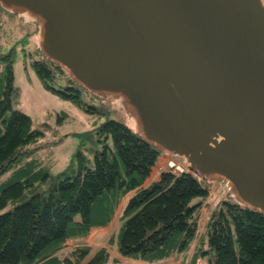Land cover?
I'll return each instance as SVG.
<instances>
[{"label": "water", "instance_id": "95a60500", "mask_svg": "<svg viewBox=\"0 0 264 264\" xmlns=\"http://www.w3.org/2000/svg\"><path fill=\"white\" fill-rule=\"evenodd\" d=\"M138 134L264 212V0H0Z\"/></svg>", "mask_w": 264, "mask_h": 264}, {"label": "trees", "instance_id": "16d2710c", "mask_svg": "<svg viewBox=\"0 0 264 264\" xmlns=\"http://www.w3.org/2000/svg\"><path fill=\"white\" fill-rule=\"evenodd\" d=\"M5 12L14 14L0 4V31ZM15 51H0V176L19 164L0 188V264H124L114 250L162 264L203 243L209 247L200 252H210L213 264H264V212L245 206L229 190L210 203V183L218 180L198 177L193 170L161 168L146 183L163 152L138 134L131 118L125 123L109 117L79 132L81 143L65 169L55 174L34 170V161L26 159L43 131L13 105L20 96ZM36 52L32 64L48 88L90 112L109 110L86 103L82 91L98 96L39 46ZM127 195L120 229L104 245L86 243L93 228L111 223ZM205 204L208 218L200 230Z\"/></svg>", "mask_w": 264, "mask_h": 264}, {"label": "rangeland", "instance_id": "374dc122", "mask_svg": "<svg viewBox=\"0 0 264 264\" xmlns=\"http://www.w3.org/2000/svg\"><path fill=\"white\" fill-rule=\"evenodd\" d=\"M37 25L39 26L38 29ZM39 35L40 25L28 13L14 12L13 14L11 12H5L3 14L0 31L2 47L0 51L5 52L12 47L16 49L14 56V74L15 85L20 90V96L14 101L13 105L15 108L28 113L33 120V126L43 131V134L40 135L38 140L31 144V146L34 145L36 148L33 149L26 160L34 161V170L46 168L55 174L65 169L74 158L75 152L81 143L79 132L91 129L109 117L125 123H128L130 118L133 121L135 120L125 110L120 98L98 95V97H92L90 93L82 91L81 97L86 103L109 108L108 111L90 112L85 109V104L82 106L71 98L65 97L61 92L48 88L32 64L34 59L39 57V54L36 52L37 47L39 46L40 48ZM55 88L62 90L57 85H55ZM89 155L93 157V154L90 152ZM165 155H167L166 160H163V158L158 161L159 168H169L171 161H175L177 164L187 165L184 158L180 156L167 153ZM18 166L19 164H16L0 176V188L10 180L14 170ZM149 181L150 177L146 180V183ZM218 181H212L210 183L212 189L207 200L210 203H214L225 196L226 191L229 190L226 184L220 180ZM128 195L125 199H127ZM119 215L120 211H117L109 224L110 228L104 236L103 232L91 234V236L94 235L92 240H90L94 246L104 244L112 231L120 229L122 221L119 219ZM207 218L208 207L205 204L200 216V230L203 228ZM194 246L195 243L192 244V247ZM208 247V243H203L199 248L197 245L194 249L192 248L193 250L190 248L186 252L178 254L177 257H183L184 259L180 264H213L210 260L212 256L210 252H200ZM132 260L135 261L134 258H128L122 263L129 264ZM110 264L116 263L111 262Z\"/></svg>", "mask_w": 264, "mask_h": 264}, {"label": "crops", "instance_id": "0c3cea01", "mask_svg": "<svg viewBox=\"0 0 264 264\" xmlns=\"http://www.w3.org/2000/svg\"><path fill=\"white\" fill-rule=\"evenodd\" d=\"M164 158V159H163ZM166 160L167 159V155H165V154H161L160 155V158H159V160ZM158 165L159 164H157L154 168H153V171H152V174H151V176L152 177H157L158 176V174H159V170L162 168H159L158 167ZM156 174V175H155ZM154 175V176H153ZM150 176V179L152 178ZM125 200L126 199H124L123 201H122V203L120 204V206L118 207V212L119 211H121L122 210V208H123V206H124V204H125ZM110 227H109V225L108 226H104V227H95V228H93L90 232H89V234H88V236H86L85 238H84V241L86 242V243H88V244H92L93 245V242H91L90 240H92V237L94 236H91V234H96V233H99V232H103V236H104V234L107 232V230L109 229ZM73 242V239H69L68 240V242L67 243H72ZM106 242L107 241H105V243L104 244H106ZM104 244H102V245H104ZM193 250V249H192ZM114 254L117 256V257H119L120 259H122V260H125V259H128V258H126V257H123V256H121V255H119V253L116 251V250H114ZM168 259H170V260H168ZM168 259H166V260H168L167 262H165L166 260H163L162 261V264H180L184 259H183V257H177V256H172V257H170V258H168ZM133 264L134 263H139V264H152V263H148V262H145V261H138V260H136L135 259V261L134 260H132L131 261Z\"/></svg>", "mask_w": 264, "mask_h": 264}, {"label": "built area", "instance_id": "2783aa9c", "mask_svg": "<svg viewBox=\"0 0 264 264\" xmlns=\"http://www.w3.org/2000/svg\"><path fill=\"white\" fill-rule=\"evenodd\" d=\"M171 167H173V169L175 168L177 171H184V170H190L188 165H181V164H177L175 163V161H171V163L169 164ZM174 169V170H175ZM175 170V171H176ZM129 264H132L131 262Z\"/></svg>", "mask_w": 264, "mask_h": 264}]
</instances>
